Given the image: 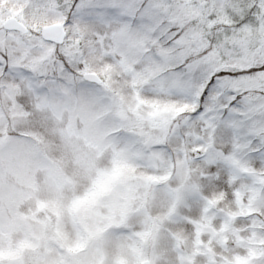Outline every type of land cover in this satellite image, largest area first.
<instances>
[{
    "label": "snow or ice",
    "instance_id": "obj_1",
    "mask_svg": "<svg viewBox=\"0 0 264 264\" xmlns=\"http://www.w3.org/2000/svg\"><path fill=\"white\" fill-rule=\"evenodd\" d=\"M0 264H264V0H0Z\"/></svg>",
    "mask_w": 264,
    "mask_h": 264
},
{
    "label": "rangeland",
    "instance_id": "obj_2",
    "mask_svg": "<svg viewBox=\"0 0 264 264\" xmlns=\"http://www.w3.org/2000/svg\"><path fill=\"white\" fill-rule=\"evenodd\" d=\"M44 159L48 160L49 162L51 161H62L64 167L68 170L69 176L71 174H75V168H74V164H73V160L72 157L69 155V153L64 149L63 145L59 142H54L53 144V150L50 154V157H44ZM69 176H66L65 179H68ZM4 180H6L7 182L10 183H15L16 182V177L15 175L11 176V177H5L2 178ZM17 187H19V185H17ZM35 187V185H34Z\"/></svg>",
    "mask_w": 264,
    "mask_h": 264
}]
</instances>
